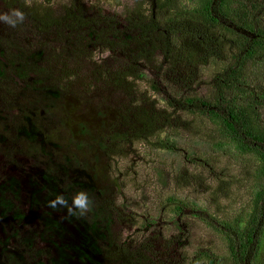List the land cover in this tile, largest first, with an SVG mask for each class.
I'll return each mask as SVG.
<instances>
[{
    "label": "rangeland",
    "instance_id": "obj_1",
    "mask_svg": "<svg viewBox=\"0 0 264 264\" xmlns=\"http://www.w3.org/2000/svg\"><path fill=\"white\" fill-rule=\"evenodd\" d=\"M135 1L0 0V14L25 13L15 27L0 21V256L9 255L11 263L206 264L198 254L211 252L220 264H232L215 221L240 212L239 185L245 183L239 182L249 179L243 157H221L210 144L178 131L175 153L140 143L116 147L107 160L108 181L98 185L103 194L84 169L94 166L95 153L92 145L78 149L77 143L97 140L98 129L91 138L76 131V117L65 115L67 104L75 102L79 114L95 118L126 111L130 93L114 86L120 72L144 74L182 96L210 90L197 85L193 70L172 66L160 74L157 61L130 55ZM40 2L53 16L69 8L80 14L44 31ZM75 19L77 28L70 26ZM216 70L202 69L197 80L209 84ZM249 80L252 86L264 80L263 61L250 66ZM137 84L132 98L140 101L149 89ZM149 100L161 109L158 98ZM80 193L87 196L84 208L74 203ZM172 196L197 210L175 215L167 201ZM254 264H264V240Z\"/></svg>",
    "mask_w": 264,
    "mask_h": 264
},
{
    "label": "trees",
    "instance_id": "obj_2",
    "mask_svg": "<svg viewBox=\"0 0 264 264\" xmlns=\"http://www.w3.org/2000/svg\"><path fill=\"white\" fill-rule=\"evenodd\" d=\"M45 3L40 2V25L44 31L66 26V21L80 14L79 9L69 8L63 16H53ZM134 4L136 8L128 21L137 34L129 45L130 55L142 61H157L153 67L160 74L168 68L173 70L172 66L193 70L196 84L209 85L210 90L201 97L182 96L170 92V85L149 80L144 74L132 78L129 73L120 72L122 78L114 80V86L130 93V108L126 111L99 112L95 118L79 114L75 102L67 104L65 115L76 117V131L91 138V131L98 129L97 140H80L76 146L81 149L92 145L95 153L94 166H85L86 174L103 194L104 189L98 185L108 181L107 160L113 150L140 143L175 153L178 131L210 144L211 152L221 157H243L248 162L249 179L247 183L239 182L245 183L239 185L245 194H240L243 197L236 203L240 212L231 215L233 219L225 215L216 218L215 231L227 238L232 264H254L264 240V80L252 86L249 69L255 62H264V0H136ZM70 26L79 27L76 19ZM214 67L215 78L209 84L197 80L199 71ZM137 82L145 83L149 89V95L140 101L132 98ZM150 96L159 99V111ZM202 118L208 121L207 125L200 126ZM112 185H117L115 180ZM167 201L173 205L175 215L188 209L194 212L198 207L173 196ZM217 209L221 210L219 206ZM200 256L206 264H220L211 252L199 253Z\"/></svg>",
    "mask_w": 264,
    "mask_h": 264
},
{
    "label": "clouds",
    "instance_id": "obj_3",
    "mask_svg": "<svg viewBox=\"0 0 264 264\" xmlns=\"http://www.w3.org/2000/svg\"><path fill=\"white\" fill-rule=\"evenodd\" d=\"M25 19V13L19 9H13L11 13H2L0 14V21H3L9 24L12 27H15L18 23H22ZM74 203L76 206L84 208L87 203V196L84 193L78 194L75 198Z\"/></svg>",
    "mask_w": 264,
    "mask_h": 264
},
{
    "label": "flooded vegetation",
    "instance_id": "obj_4",
    "mask_svg": "<svg viewBox=\"0 0 264 264\" xmlns=\"http://www.w3.org/2000/svg\"><path fill=\"white\" fill-rule=\"evenodd\" d=\"M38 198H40V197L38 196ZM0 236H3V233L2 232H0ZM10 259L11 258H10L9 255H6L5 253H1V256H0L1 264H16V263H11ZM40 264H43V263L40 262Z\"/></svg>",
    "mask_w": 264,
    "mask_h": 264
},
{
    "label": "water",
    "instance_id": "obj_5",
    "mask_svg": "<svg viewBox=\"0 0 264 264\" xmlns=\"http://www.w3.org/2000/svg\"><path fill=\"white\" fill-rule=\"evenodd\" d=\"M82 242V241H81ZM88 247V246H87Z\"/></svg>",
    "mask_w": 264,
    "mask_h": 264
}]
</instances>
